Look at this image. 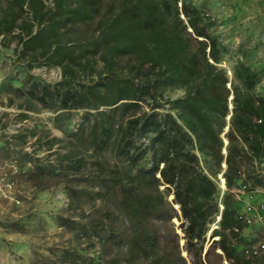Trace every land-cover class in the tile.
<instances>
[{
    "label": "trees",
    "instance_id": "16d2710c",
    "mask_svg": "<svg viewBox=\"0 0 264 264\" xmlns=\"http://www.w3.org/2000/svg\"><path fill=\"white\" fill-rule=\"evenodd\" d=\"M10 5L11 22L24 8L39 21L34 39L49 40L56 64L69 58L63 33L80 23L95 25L80 57L98 54L102 70L86 84L74 83L75 74L65 72L55 85L57 100L62 110L96 111H85L74 133L77 148H92V181L114 210L127 216L136 261L186 263L171 222L177 205L191 264H261L234 245L241 238L232 231L237 203L231 192L243 168L264 160V95L255 92L260 74L237 58L231 69L237 84L229 83L219 66L224 47L210 32L211 19L187 0H54L48 11L41 0H11ZM177 88L183 94L166 109L162 92ZM109 145L119 165L110 167L104 158ZM85 160L79 156L74 170ZM203 162L210 165L208 171ZM220 172L226 187L221 210L212 179ZM217 215L218 228L205 249L208 225ZM165 231L173 236L170 244Z\"/></svg>",
    "mask_w": 264,
    "mask_h": 264
},
{
    "label": "rangeland",
    "instance_id": "374dc122",
    "mask_svg": "<svg viewBox=\"0 0 264 264\" xmlns=\"http://www.w3.org/2000/svg\"><path fill=\"white\" fill-rule=\"evenodd\" d=\"M10 1L0 0V264H142L131 255L127 216L117 213L92 181L94 168L88 164L95 159L92 148H77L74 133L84 123L85 111H96L62 110L57 100L55 85L65 72L75 74L74 83L86 84L102 70L98 54L80 57L95 25L80 23L66 30L61 42L69 58L56 64L49 40L34 39L39 21L24 8L11 22ZM41 1L44 11L53 8L54 0ZM187 1L211 19L210 32L224 47L219 66L227 72L229 83L237 84L231 74L234 60L246 59L260 74L255 92L264 95V0ZM122 66H127L126 59ZM182 94L179 88L166 89L161 102L168 109L169 101ZM79 156L85 164L75 171ZM103 156L110 167L120 164L112 145ZM262 163L243 168V180L259 182ZM202 165L210 169L205 162ZM221 177V172L212 177L218 207L226 191ZM172 199L167 197L169 202ZM173 207L177 216L171 222L180 255L191 264L183 249L180 212L177 205ZM218 217L208 225L205 249L218 228ZM112 232L120 242L111 238ZM172 239L165 231L164 241L170 244ZM256 261L264 264V254Z\"/></svg>",
    "mask_w": 264,
    "mask_h": 264
},
{
    "label": "built area",
    "instance_id": "2783aa9c",
    "mask_svg": "<svg viewBox=\"0 0 264 264\" xmlns=\"http://www.w3.org/2000/svg\"><path fill=\"white\" fill-rule=\"evenodd\" d=\"M259 178L261 184L251 185L241 177L231 190L237 203L234 217L237 225L232 231L241 238V242H234V245L246 258H258L264 254V163L259 169ZM222 185L224 188V179ZM219 207L221 210L220 201Z\"/></svg>",
    "mask_w": 264,
    "mask_h": 264
},
{
    "label": "water",
    "instance_id": "95a60500",
    "mask_svg": "<svg viewBox=\"0 0 264 264\" xmlns=\"http://www.w3.org/2000/svg\"><path fill=\"white\" fill-rule=\"evenodd\" d=\"M227 127L225 128V131H227ZM224 153H225V151H224ZM223 167H224V169H225V165L223 164ZM219 220H220V216H219V218H218V220H217V222H219Z\"/></svg>",
    "mask_w": 264,
    "mask_h": 264
},
{
    "label": "bare ground",
    "instance_id": "6f19581e",
    "mask_svg": "<svg viewBox=\"0 0 264 264\" xmlns=\"http://www.w3.org/2000/svg\"><path fill=\"white\" fill-rule=\"evenodd\" d=\"M220 184L222 185L223 184V178L221 177L220 178ZM223 186V185H222Z\"/></svg>",
    "mask_w": 264,
    "mask_h": 264
}]
</instances>
